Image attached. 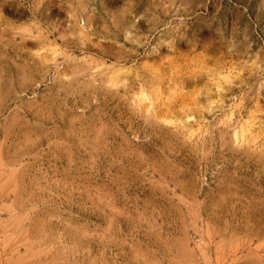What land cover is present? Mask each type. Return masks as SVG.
I'll use <instances>...</instances> for the list:
<instances>
[{
    "label": "rangeland",
    "instance_id": "1",
    "mask_svg": "<svg viewBox=\"0 0 264 264\" xmlns=\"http://www.w3.org/2000/svg\"><path fill=\"white\" fill-rule=\"evenodd\" d=\"M0 264H264V0H0Z\"/></svg>",
    "mask_w": 264,
    "mask_h": 264
}]
</instances>
